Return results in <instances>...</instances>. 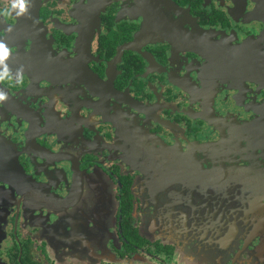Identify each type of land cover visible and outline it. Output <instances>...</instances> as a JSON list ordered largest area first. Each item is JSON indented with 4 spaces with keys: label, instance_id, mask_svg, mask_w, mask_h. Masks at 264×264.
Segmentation results:
<instances>
[{
    "label": "flooded vegetation",
    "instance_id": "flooded-vegetation-1",
    "mask_svg": "<svg viewBox=\"0 0 264 264\" xmlns=\"http://www.w3.org/2000/svg\"><path fill=\"white\" fill-rule=\"evenodd\" d=\"M29 3L0 17V264H264V7Z\"/></svg>",
    "mask_w": 264,
    "mask_h": 264
},
{
    "label": "clouds",
    "instance_id": "clouds-1",
    "mask_svg": "<svg viewBox=\"0 0 264 264\" xmlns=\"http://www.w3.org/2000/svg\"><path fill=\"white\" fill-rule=\"evenodd\" d=\"M31 6L29 0H8L7 6L0 8V17L5 20L8 18L25 17L28 15ZM10 55L11 49H9L5 43L0 42V66L4 68V71L0 73V83L7 80L14 81L17 85L22 84L24 80L23 75L18 74L19 78L14 80L6 66L5 62L9 59ZM7 99L8 96L4 92H0V102L6 101Z\"/></svg>",
    "mask_w": 264,
    "mask_h": 264
},
{
    "label": "water",
    "instance_id": "water-1",
    "mask_svg": "<svg viewBox=\"0 0 264 264\" xmlns=\"http://www.w3.org/2000/svg\"><path fill=\"white\" fill-rule=\"evenodd\" d=\"M260 4V7L262 8V6L264 7V0H257Z\"/></svg>",
    "mask_w": 264,
    "mask_h": 264
}]
</instances>
